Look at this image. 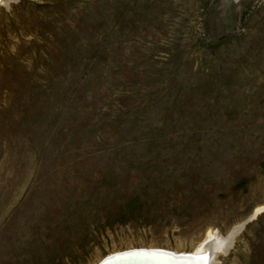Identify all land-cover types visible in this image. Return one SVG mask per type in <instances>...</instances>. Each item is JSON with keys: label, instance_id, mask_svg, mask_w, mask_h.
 Listing matches in <instances>:
<instances>
[{"label": "rangeland", "instance_id": "obj_1", "mask_svg": "<svg viewBox=\"0 0 264 264\" xmlns=\"http://www.w3.org/2000/svg\"><path fill=\"white\" fill-rule=\"evenodd\" d=\"M263 207L264 0L0 4V264H264Z\"/></svg>", "mask_w": 264, "mask_h": 264}, {"label": "water", "instance_id": "obj_2", "mask_svg": "<svg viewBox=\"0 0 264 264\" xmlns=\"http://www.w3.org/2000/svg\"><path fill=\"white\" fill-rule=\"evenodd\" d=\"M174 258H184V260ZM98 264H205V262L202 257L196 260L191 254H176L158 249H139L113 254Z\"/></svg>", "mask_w": 264, "mask_h": 264}, {"label": "bare ground", "instance_id": "obj_3", "mask_svg": "<svg viewBox=\"0 0 264 264\" xmlns=\"http://www.w3.org/2000/svg\"><path fill=\"white\" fill-rule=\"evenodd\" d=\"M5 1H8V0H5ZM3 2H4V0H0V4ZM262 210H264V207L256 209L250 218L255 217ZM243 224H239V225L234 226L233 229L231 230V232L225 238H219L216 235V233L215 234L209 233L206 236L205 240L201 244H199L195 249H193V251L191 252V255L194 256V258L196 260H200V258L202 257L204 259L205 264H214L215 263V257L218 254L221 253L224 255L230 250V248L233 244V239H234L235 235L240 231ZM130 249H133V247ZM126 250H129V249H126ZM120 251L117 250L116 252H120ZM176 252L181 253L183 251H176ZM112 253H115V252H112ZM175 257H180V256H175ZM101 258L102 257H100V256L97 257L94 260L93 264H97L101 260ZM175 260H181L182 261V260H184V258H178Z\"/></svg>", "mask_w": 264, "mask_h": 264}]
</instances>
